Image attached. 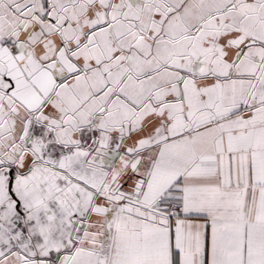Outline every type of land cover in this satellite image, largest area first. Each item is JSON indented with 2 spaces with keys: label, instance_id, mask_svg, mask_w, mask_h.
<instances>
[{
  "label": "snow or ice",
  "instance_id": "1",
  "mask_svg": "<svg viewBox=\"0 0 264 264\" xmlns=\"http://www.w3.org/2000/svg\"><path fill=\"white\" fill-rule=\"evenodd\" d=\"M0 264H264V0H0Z\"/></svg>",
  "mask_w": 264,
  "mask_h": 264
}]
</instances>
